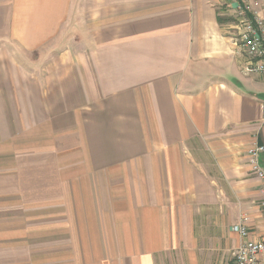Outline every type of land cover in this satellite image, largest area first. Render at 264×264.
Wrapping results in <instances>:
<instances>
[{
	"label": "crops",
	"instance_id": "crops-1",
	"mask_svg": "<svg viewBox=\"0 0 264 264\" xmlns=\"http://www.w3.org/2000/svg\"><path fill=\"white\" fill-rule=\"evenodd\" d=\"M242 1L0 0V264H231L233 224L261 237Z\"/></svg>",
	"mask_w": 264,
	"mask_h": 264
},
{
	"label": "built area",
	"instance_id": "built-area-1",
	"mask_svg": "<svg viewBox=\"0 0 264 264\" xmlns=\"http://www.w3.org/2000/svg\"><path fill=\"white\" fill-rule=\"evenodd\" d=\"M233 15L232 42L245 59L243 71L256 74L264 81V0L237 2ZM261 112V123L264 125V103L261 105ZM263 153L264 146L255 143L247 152V165L249 172L260 185V205L264 218V167L261 163ZM231 230L242 238V242L232 253L231 264H264V227L258 239L248 238L243 221L233 224Z\"/></svg>",
	"mask_w": 264,
	"mask_h": 264
},
{
	"label": "water",
	"instance_id": "water-1",
	"mask_svg": "<svg viewBox=\"0 0 264 264\" xmlns=\"http://www.w3.org/2000/svg\"><path fill=\"white\" fill-rule=\"evenodd\" d=\"M258 96L264 99V93L259 94Z\"/></svg>",
	"mask_w": 264,
	"mask_h": 264
}]
</instances>
